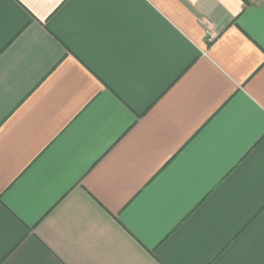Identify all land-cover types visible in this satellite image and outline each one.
Listing matches in <instances>:
<instances>
[{
    "label": "crops",
    "instance_id": "0c3cea01",
    "mask_svg": "<svg viewBox=\"0 0 264 264\" xmlns=\"http://www.w3.org/2000/svg\"><path fill=\"white\" fill-rule=\"evenodd\" d=\"M0 264H264V0H0Z\"/></svg>",
    "mask_w": 264,
    "mask_h": 264
},
{
    "label": "built area",
    "instance_id": "2783aa9c",
    "mask_svg": "<svg viewBox=\"0 0 264 264\" xmlns=\"http://www.w3.org/2000/svg\"><path fill=\"white\" fill-rule=\"evenodd\" d=\"M205 31H206V36H207L208 40H212L214 37V34L210 30V25H206Z\"/></svg>",
    "mask_w": 264,
    "mask_h": 264
}]
</instances>
